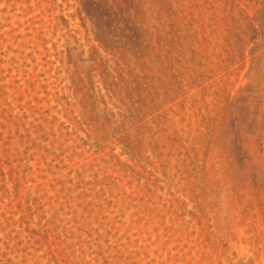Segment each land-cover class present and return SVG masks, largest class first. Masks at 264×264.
<instances>
[{
    "label": "rangeland",
    "instance_id": "1",
    "mask_svg": "<svg viewBox=\"0 0 264 264\" xmlns=\"http://www.w3.org/2000/svg\"><path fill=\"white\" fill-rule=\"evenodd\" d=\"M0 264H264V0H0Z\"/></svg>",
    "mask_w": 264,
    "mask_h": 264
}]
</instances>
